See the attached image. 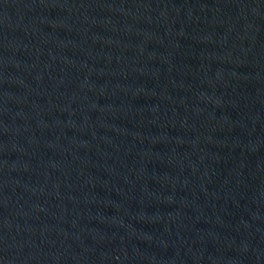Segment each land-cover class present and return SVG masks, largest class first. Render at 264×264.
Segmentation results:
<instances>
[{"label":"water","instance_id":"95a60500","mask_svg":"<svg viewBox=\"0 0 264 264\" xmlns=\"http://www.w3.org/2000/svg\"><path fill=\"white\" fill-rule=\"evenodd\" d=\"M153 0H0V238L42 158Z\"/></svg>","mask_w":264,"mask_h":264}]
</instances>
